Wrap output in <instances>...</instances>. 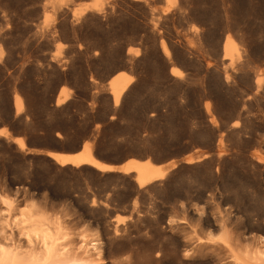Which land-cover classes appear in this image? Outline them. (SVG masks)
Wrapping results in <instances>:
<instances>
[{"label":"rangeland","instance_id":"rangeland-1","mask_svg":"<svg viewBox=\"0 0 264 264\" xmlns=\"http://www.w3.org/2000/svg\"><path fill=\"white\" fill-rule=\"evenodd\" d=\"M85 2L101 11L73 18ZM0 128V241L25 250L13 220L35 205L66 252L98 246L73 264H236L264 250V0H0ZM82 144L116 171L47 155ZM130 159L176 166L139 188Z\"/></svg>","mask_w":264,"mask_h":264},{"label":"bare ground","instance_id":"bare-ground-1","mask_svg":"<svg viewBox=\"0 0 264 264\" xmlns=\"http://www.w3.org/2000/svg\"><path fill=\"white\" fill-rule=\"evenodd\" d=\"M54 1H56V3L62 2V0ZM166 1L168 2L170 0ZM101 7L102 5L96 2H85L76 9H73L72 17L81 18L90 11L100 12ZM161 49L165 57L168 58L169 52L166 46L161 45ZM235 51V42L231 40V38L225 37L222 44V59H227L230 62L233 61ZM127 53L137 55L138 50L128 49ZM170 73L173 76L180 75L179 71L175 68H171ZM133 80V77L125 72H117L113 77L110 78L107 83V87L114 106H117L120 103L123 94L132 84ZM57 96L58 97L56 100V104L59 105L66 101L68 95L62 89ZM14 108L16 113L22 112L23 104L21 98L14 99ZM7 136L8 131L5 128H0V137ZM13 142L17 145L19 150H26V145L22 138H14ZM76 150H79L76 154L48 153L47 155L52 159V161L60 166L71 165L73 167H79L83 164H87L103 173L116 171L114 167L104 165L96 161V159H94L92 156V149L88 144H82L80 148L73 149V151ZM175 166L176 163L167 164L166 166H155L148 160L141 161L137 159H130L121 167L122 169L120 171L122 172V174H133L132 177H135L134 181L136 182L137 186L139 188H142L157 180L165 178L169 171L174 169ZM0 202L1 205L6 206L7 208L11 207V204L4 197H0ZM0 213L1 215H5L8 213V209H4ZM49 220L50 219H48L40 211V209L38 210L35 205L24 206L23 208H21L19 219H14L13 225L23 236L25 250L21 251L23 245L22 247L21 245L16 247L15 244H9L8 239L3 238L4 242L0 241V264L76 263L75 258H77L79 254L71 255L70 253L65 251L67 246L63 245V242L67 235L63 233L61 227L55 225V223L53 224ZM5 223H3L2 225H4ZM4 226H6V224ZM80 241L81 245L79 247V251L81 253L79 252V256L89 258L91 252H97L96 255L99 254L98 246L96 245V243L92 242V244H88L86 243L87 240L85 241L83 237ZM223 242L226 244V246L228 245L225 240ZM262 244L264 245V240L262 241ZM234 259L236 260V264H264V250L259 249L251 256L246 255L245 259H239L236 257Z\"/></svg>","mask_w":264,"mask_h":264},{"label":"water","instance_id":"water-1","mask_svg":"<svg viewBox=\"0 0 264 264\" xmlns=\"http://www.w3.org/2000/svg\"><path fill=\"white\" fill-rule=\"evenodd\" d=\"M47 159H49L50 160V158H48L47 157ZM124 162H122V163H118V164H110V165H113V166H120V165H122ZM158 165V164H157ZM132 177V176H131Z\"/></svg>","mask_w":264,"mask_h":264}]
</instances>
